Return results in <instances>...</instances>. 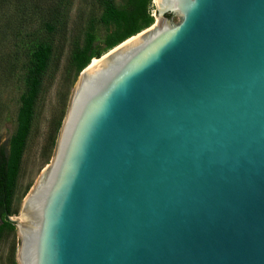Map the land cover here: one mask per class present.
<instances>
[{"label":"water","instance_id":"water-1","mask_svg":"<svg viewBox=\"0 0 264 264\" xmlns=\"http://www.w3.org/2000/svg\"><path fill=\"white\" fill-rule=\"evenodd\" d=\"M153 2L80 71L18 264H264V0Z\"/></svg>","mask_w":264,"mask_h":264},{"label":"rangeland","instance_id":"rangeland-1","mask_svg":"<svg viewBox=\"0 0 264 264\" xmlns=\"http://www.w3.org/2000/svg\"><path fill=\"white\" fill-rule=\"evenodd\" d=\"M113 2L116 7H123L127 0ZM151 2L149 12L153 20L139 32L163 19L155 15L154 2L153 0ZM66 7L62 23L54 36L51 63L34 107L30 131L24 146L13 189L11 202L13 213L10 215L12 218L19 215L24 197L53 157L60 127L79 79L80 72L76 71L71 61L73 48L82 46L87 31L94 33L96 41L103 48L101 55L119 44L107 46L121 29L109 18L100 0H67ZM179 18L177 13H171L168 20L175 23ZM5 60L15 66L6 71L1 67L0 142L9 138L15 130L19 96L24 91L22 68H19L21 61L7 58ZM18 246L17 229L14 226L6 227L0 236V264H18L16 260Z\"/></svg>","mask_w":264,"mask_h":264},{"label":"trees","instance_id":"trees-1","mask_svg":"<svg viewBox=\"0 0 264 264\" xmlns=\"http://www.w3.org/2000/svg\"><path fill=\"white\" fill-rule=\"evenodd\" d=\"M109 18L120 27V33L107 46L112 47L149 26L153 20L149 12L152 0H127L116 7L113 0H100ZM67 0H0V76L1 69L20 62L24 91L19 96L15 130L0 142V236L13 211L11 202L19 166L30 131L34 107L54 50V36L67 10ZM166 13V17H170ZM58 31V30H57ZM103 48L95 35L87 31L82 46L72 50L71 61L80 72L92 57H99ZM3 58V59H2ZM2 67V68H1Z\"/></svg>","mask_w":264,"mask_h":264},{"label":"bare ground","instance_id":"bare-ground-1","mask_svg":"<svg viewBox=\"0 0 264 264\" xmlns=\"http://www.w3.org/2000/svg\"><path fill=\"white\" fill-rule=\"evenodd\" d=\"M131 37H133V36L128 37V38L125 39L124 41L130 39ZM124 41H123V42H124ZM97 61H98V59H97L96 57H94V58H92V60L89 62V65H94Z\"/></svg>","mask_w":264,"mask_h":264}]
</instances>
